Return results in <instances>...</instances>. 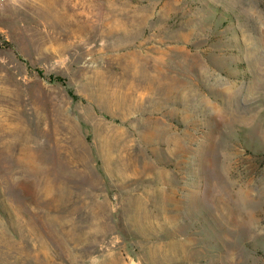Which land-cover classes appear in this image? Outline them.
Here are the masks:
<instances>
[{
  "label": "rangeland",
  "instance_id": "obj_1",
  "mask_svg": "<svg viewBox=\"0 0 264 264\" xmlns=\"http://www.w3.org/2000/svg\"><path fill=\"white\" fill-rule=\"evenodd\" d=\"M0 264H264V0H2Z\"/></svg>",
  "mask_w": 264,
  "mask_h": 264
},
{
  "label": "built area",
  "instance_id": "obj_2",
  "mask_svg": "<svg viewBox=\"0 0 264 264\" xmlns=\"http://www.w3.org/2000/svg\"><path fill=\"white\" fill-rule=\"evenodd\" d=\"M2 0H0V4H1Z\"/></svg>",
  "mask_w": 264,
  "mask_h": 264
}]
</instances>
